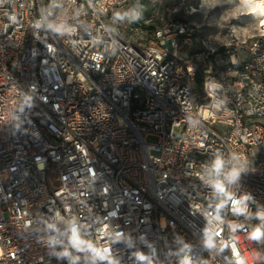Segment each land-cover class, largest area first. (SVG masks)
<instances>
[{
    "label": "built area",
    "instance_id": "obj_1",
    "mask_svg": "<svg viewBox=\"0 0 264 264\" xmlns=\"http://www.w3.org/2000/svg\"><path fill=\"white\" fill-rule=\"evenodd\" d=\"M128 7L0 0V264H264V25Z\"/></svg>",
    "mask_w": 264,
    "mask_h": 264
},
{
    "label": "rangeland",
    "instance_id": "obj_2",
    "mask_svg": "<svg viewBox=\"0 0 264 264\" xmlns=\"http://www.w3.org/2000/svg\"><path fill=\"white\" fill-rule=\"evenodd\" d=\"M127 5V9L135 7L142 16L144 29L187 20L198 36L213 39L218 51L234 47L241 59L246 57L248 44L260 29L258 19L250 13L251 7L242 0H127ZM145 140L156 141L157 137L146 135ZM55 177V167L49 164L47 178L51 187L56 185Z\"/></svg>",
    "mask_w": 264,
    "mask_h": 264
},
{
    "label": "bare ground",
    "instance_id": "obj_3",
    "mask_svg": "<svg viewBox=\"0 0 264 264\" xmlns=\"http://www.w3.org/2000/svg\"><path fill=\"white\" fill-rule=\"evenodd\" d=\"M251 7L250 13L258 19L260 26L264 25V0H242Z\"/></svg>",
    "mask_w": 264,
    "mask_h": 264
},
{
    "label": "clouds",
    "instance_id": "obj_4",
    "mask_svg": "<svg viewBox=\"0 0 264 264\" xmlns=\"http://www.w3.org/2000/svg\"><path fill=\"white\" fill-rule=\"evenodd\" d=\"M219 165V166H218ZM225 169V160L221 157H216L212 162L210 171L219 178L220 174L224 172ZM143 259V257H140Z\"/></svg>",
    "mask_w": 264,
    "mask_h": 264
},
{
    "label": "trees",
    "instance_id": "obj_5",
    "mask_svg": "<svg viewBox=\"0 0 264 264\" xmlns=\"http://www.w3.org/2000/svg\"><path fill=\"white\" fill-rule=\"evenodd\" d=\"M202 69H203V65L201 64L198 69H197V73L195 76V82H196V86L197 88H201L203 85V79H202Z\"/></svg>",
    "mask_w": 264,
    "mask_h": 264
},
{
    "label": "snow or ice",
    "instance_id": "obj_6",
    "mask_svg": "<svg viewBox=\"0 0 264 264\" xmlns=\"http://www.w3.org/2000/svg\"><path fill=\"white\" fill-rule=\"evenodd\" d=\"M218 166H219V165H218ZM259 235H260V233H256V234H255V236H259Z\"/></svg>",
    "mask_w": 264,
    "mask_h": 264
}]
</instances>
